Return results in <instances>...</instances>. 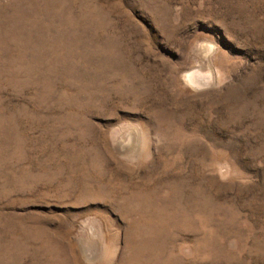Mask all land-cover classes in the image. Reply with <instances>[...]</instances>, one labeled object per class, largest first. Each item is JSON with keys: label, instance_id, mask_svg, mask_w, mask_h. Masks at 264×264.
I'll return each mask as SVG.
<instances>
[{"label": "rangeland", "instance_id": "obj_1", "mask_svg": "<svg viewBox=\"0 0 264 264\" xmlns=\"http://www.w3.org/2000/svg\"><path fill=\"white\" fill-rule=\"evenodd\" d=\"M0 264H264V0H0Z\"/></svg>", "mask_w": 264, "mask_h": 264}]
</instances>
